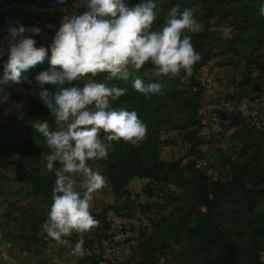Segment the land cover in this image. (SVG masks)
Masks as SVG:
<instances>
[{
  "label": "trees",
  "instance_id": "16d2710c",
  "mask_svg": "<svg viewBox=\"0 0 264 264\" xmlns=\"http://www.w3.org/2000/svg\"><path fill=\"white\" fill-rule=\"evenodd\" d=\"M222 1L204 0L200 4L191 1L200 8L197 20L207 24L222 11L225 12L224 19L226 17L238 19L240 24L233 27L236 30L231 35V42L234 44L231 49L232 56L237 57L234 64L236 68H242L246 63L258 64L264 74V58L261 52L262 49L264 54V15L260 20L257 19L256 13L255 16H251L252 0L246 2L233 0L234 3L228 5H221ZM136 2L138 0H130V4ZM177 3L190 5L185 0H158L157 6L160 12L153 22L154 28L164 22L168 9ZM73 7L74 0H65L64 3H58L57 0H0V47H2L0 52H6L7 28L10 24L41 27V33L35 37L37 46L47 47L49 43L42 36L53 35L62 18L67 14L72 15L70 11ZM84 10L86 9L81 8L75 14ZM254 17L256 22L252 21ZM48 24L53 27H46ZM189 35H192L191 42L195 50L201 55V60L193 67H200L210 60L211 48L215 49L214 45L223 40L220 36L210 45L203 40L202 32ZM240 41L250 46L246 53L242 46L239 48ZM258 48L260 53L254 57ZM6 59V54L0 56V76ZM48 67V62L45 60L43 64H37L23 72L19 84L10 80L0 83V166L15 165L23 172L18 179L22 183L19 189L6 184L4 175H0V197L2 196L7 204L5 216L7 226L10 222L20 220L19 227H21L25 220H29V228L36 229L42 221L41 218L45 217H41L43 212L39 207L41 204L32 206L38 204L34 199L41 198L43 203L52 198V181L46 180L36 171L29 173L26 167L33 156L39 157L50 151L44 139L31 128L30 122L46 121L51 129L57 124L54 116L41 102L38 95L39 87L33 79L36 73ZM153 69L155 66L148 62L139 70H130V78L127 81L115 78L108 81L110 85L116 84L128 89L125 95L113 102V106H123L128 110L135 109L138 117L147 124V133L145 139L138 145L127 143L123 139L113 141L114 147L108 158L95 161L102 166L115 199H123L118 204L107 206L104 211L107 212L109 209H115L120 213L127 211L133 219L144 215L143 217L150 222L152 230L148 232L149 236L147 237L148 233H144L146 231H141L147 238L142 239L137 245L139 257L137 264H157V256L165 251L172 254L176 264H264V152L262 151L264 140L262 136L250 134L240 128H235L226 135H224L226 132H221L227 140H241L244 145V148L240 146L238 151L234 148L221 149L218 158L227 159L230 167L225 181L219 178L209 181L202 170L194 168L192 159L186 165H182V160L179 158L170 161L160 160L157 148L158 135L162 128L160 122L167 121V116L162 118L160 115L165 107L162 94L165 89L164 84L161 82L163 85L161 92L150 99H146L132 88L134 79L132 75H139L146 82H157L150 75ZM248 72L250 69L247 70ZM106 75L107 73H98L94 79L100 81ZM24 77L32 83H27ZM188 80L191 86L199 83V80L192 76ZM73 83L82 86L84 81L82 78ZM23 86H31L32 92L25 95L21 92ZM170 94L179 110L186 116L182 128L197 124L196 118L200 114L198 105L194 104L196 97H190L189 90ZM238 122L239 119L235 121L236 124ZM16 127L21 133L25 132L29 136V140L20 143L17 150L13 139L10 141L3 139L5 130L12 137ZM198 133L199 128L194 127L188 134L187 139L191 146L187 152L191 156L199 155L203 159L209 151L202 152L198 148L203 141L198 140ZM99 135L103 137L105 133L101 131ZM252 145L256 147L248 153ZM17 153H21L19 159L15 158ZM247 154L248 160L241 162L239 159ZM245 173L246 178L243 177ZM133 178L146 181L145 201L140 202L137 197L130 199L131 193L127 185ZM250 180L253 181L252 185L249 184ZM166 189L170 191L166 192ZM160 190L163 193H159ZM210 193L212 197H209ZM20 195L21 201H19ZM23 195L28 198L26 201H22ZM31 210V216L23 215ZM170 223L178 226L171 234L160 230ZM107 226L109 228L108 224ZM3 230L0 231V242L4 239L11 241L13 236L10 231ZM17 237L24 236L19 234ZM77 239L79 237L74 240L68 238L72 245ZM100 260L102 259L95 257L88 264L99 263Z\"/></svg>",
  "mask_w": 264,
  "mask_h": 264
},
{
  "label": "clouds",
  "instance_id": "9594fccd",
  "mask_svg": "<svg viewBox=\"0 0 264 264\" xmlns=\"http://www.w3.org/2000/svg\"><path fill=\"white\" fill-rule=\"evenodd\" d=\"M157 5L158 0H138L134 4L130 0H86V10L62 18L47 47L37 46L35 37L42 31L37 25L10 24L7 28L6 52H0L7 59L0 83L10 80L19 84L23 72L45 60L49 65L33 79L57 127L51 129L46 121H33L30 126L50 149L45 166L55 180L48 218L42 227L58 245L69 244L68 237L74 232L86 233L99 223L91 213L93 193L106 185L107 177L88 161L107 159L113 141L123 139L138 145L146 137L147 124L135 109L113 106L128 89L106 81H127L130 70H139L148 62L159 74L175 77L183 71L191 76L193 66L201 60L189 35L201 32L203 27L193 9H181L177 3L168 9L164 22L154 28L160 12ZM259 13L264 15V0ZM98 73L107 75L98 81L94 79ZM82 78V86L73 83ZM23 79L32 83L27 77ZM162 87L139 75L132 80V88L146 99L160 93ZM77 177L82 178L83 191L77 189ZM84 248L80 235L71 254L82 257Z\"/></svg>",
  "mask_w": 264,
  "mask_h": 264
},
{
  "label": "rangeland",
  "instance_id": "374dc122",
  "mask_svg": "<svg viewBox=\"0 0 264 264\" xmlns=\"http://www.w3.org/2000/svg\"><path fill=\"white\" fill-rule=\"evenodd\" d=\"M185 1L188 4L190 3V5L182 4L181 9L185 7L192 8L197 19L200 8L197 7L198 5H193L194 3L191 1L200 4L204 0ZM243 1L246 2L247 0ZM252 2L254 6L252 5L251 7V16H255L256 13L258 15L257 19L260 20L262 15L259 13V8L262 1L255 0L254 3V0H252ZM230 3L233 4V0H223L221 5ZM85 4L86 0H74V7L70 11L71 14H75L81 8L84 9ZM224 13L222 11L221 14L212 18L207 24L202 23L201 32L205 43L212 45L220 36L223 37V40L214 45L215 49L211 48L212 56L210 60L200 65V67H193L191 76L199 80L197 85L193 84L191 86V82L188 80L191 76H186L183 71L173 79L171 76L157 73L155 69L150 73L151 77L155 78L159 83L162 82L165 87L162 92L165 99V107L160 115L162 118L167 116V121L160 122L162 128L158 135L157 143L159 159L170 161L179 158L182 160V165H186L192 159L195 164L194 168L202 170L209 181H214L218 178L221 181H225L229 174L230 167L227 159L218 158L221 149L234 148L238 151L240 146L244 148L241 140L237 139L239 142L231 139L227 140V137H223L224 135L231 133L235 128H240L250 134L260 135L264 140V74L258 64L246 63L244 67L236 68L234 62L237 57L234 58L232 56L231 49L234 44L231 42V35L236 30L233 27L239 25L240 22L238 19H232V17L224 19ZM254 20L255 17L252 21L256 22ZM54 35L55 32L53 35L44 34L42 37L50 44ZM240 44L239 48L242 46L246 53L250 46L242 41H240ZM258 50L259 48L255 51L257 54L254 57L259 55L260 50ZM261 52L264 58L262 49ZM249 69L250 72L247 73ZM132 77L135 78V75H132ZM32 90L31 86H23L21 92L27 95ZM181 90H189L190 97H196L194 104L198 105L200 114L196 118L197 124H189V127L183 128L186 116L179 110L170 94ZM238 119L239 122L236 124L235 121ZM56 127L57 124L54 129ZM194 127L199 128L198 140H203L198 148L202 152L209 151L203 159L199 155L191 156L187 152L191 146L190 141L187 139L188 134L193 131ZM221 132L226 133L222 135ZM3 139L4 141L13 139V144L17 150L20 143L29 140V136L25 132L21 133L16 127L12 137L5 130ZM255 147L252 145L248 153L253 151ZM262 151L264 152V150ZM20 154L17 153L15 158L19 159ZM45 155L33 156L26 167L29 173L36 171L38 175H43L46 180H51L54 186L55 176L45 166ZM234 157L235 155H233ZM239 160L245 162L248 160V154ZM88 163L93 168H100L104 173L102 166L95 161L90 160ZM55 166L59 167V164L57 163ZM22 174L23 172L15 165L9 167L0 166V175H4L6 184L14 186V189H19L20 185H22L18 181ZM243 177L246 178V173ZM81 182L82 178L77 177V189L83 191ZM145 183V180L138 178H133L128 182L127 188L131 193L130 199L137 197L140 202L146 200ZM249 184L252 185L253 181L250 180ZM171 190H173V187ZM169 191V189H166V192ZM159 193L163 192L160 190ZM209 197H212V193L209 194ZM26 199L28 198L23 195L22 201H26ZM42 200L41 198L34 199L38 204H32V206L41 204L39 205L43 211L41 217L45 218H41L42 221L36 226V229H31L29 228V220H25L21 227H19L21 224L20 220L10 222V225L7 226L5 218L7 215V204L5 199L2 196L0 197V231L3 229L9 230L13 236L11 241L4 239V241L0 242V264H84V261L86 262L85 264H88L95 257L102 259L95 264H137L139 261L137 245L140 244L142 239H146L149 236L148 232L152 230L151 224L143 217L144 215H139L138 218L133 219L127 214V211L124 213L117 212L115 209L104 211L107 206L118 204L123 200L122 198L115 199L108 179L103 188L93 193L91 213L99 223L86 233L79 234L74 232L71 237H68L74 240L83 235L86 248H84L85 254L82 257L71 254L72 242L70 240L67 245H58L47 236L42 226L48 218L47 212L51 200H45L43 203L41 202ZM19 201H21V195ZM32 210L23 215L31 216ZM17 212L21 213L18 210ZM98 214L100 216H97ZM177 227L176 224L170 223L160 230L166 234H171ZM141 231H146L144 233H148L147 237ZM19 234L24 237L18 238L17 235ZM157 260V264H176L175 258L167 251L160 253L157 256Z\"/></svg>",
  "mask_w": 264,
  "mask_h": 264
}]
</instances>
